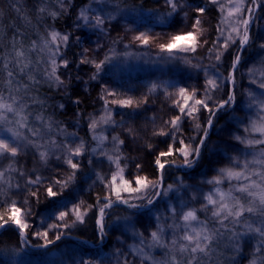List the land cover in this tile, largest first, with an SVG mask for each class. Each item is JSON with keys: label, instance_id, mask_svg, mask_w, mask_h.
Here are the masks:
<instances>
[{"label": "trees", "instance_id": "16d2710c", "mask_svg": "<svg viewBox=\"0 0 264 264\" xmlns=\"http://www.w3.org/2000/svg\"><path fill=\"white\" fill-rule=\"evenodd\" d=\"M184 2L190 7H186L184 11L173 18L167 15L170 8L164 3V0H70V3L69 0H0V69L5 62L4 57H7L9 61H14L15 52H23V63L27 64V68L23 72L19 67H16L15 63H9V69L17 74L14 80V86L20 89L17 95L22 96L28 102L25 112L31 111L30 122L33 123V126L43 127L42 122L35 119L38 113L44 115L46 119L50 117L53 122L52 129L43 128L42 135L33 137V139L39 144L54 140L57 145L74 141L69 145L72 148L83 141L86 146V151L76 158L80 161V169L75 182L64 190L63 197L58 198L59 202L57 203H53L52 199L47 197L45 189L50 183L54 184L57 179L63 183L72 171L63 159L57 158L62 147L49 144L46 148H41L40 151L49 152L46 160L41 159L39 152L35 149H30L26 150L24 157L18 156L13 162V167L18 171L8 172L6 179L0 181V189H3L0 191V204L7 201L10 206L11 201L14 200L17 206L20 205L23 212L27 210L30 213L27 216L29 228L25 229L24 240H21L15 225L0 229V264H52L53 260L56 261V264H62V262L66 264L69 256H65V253L78 258L83 257L86 260H95L96 264L105 261L112 262L116 259L120 260L118 264H121L123 258L117 255L120 252L116 248L118 241L115 233L123 230L124 227L123 225L119 228L116 227L113 221L117 217L127 215L131 210H125L124 206L120 205L108 210L110 219L106 218L107 235L105 243L101 246H99L94 215L97 211L95 207L98 203L97 197L103 198L107 194V191L104 192L100 188V183L93 184L94 180L100 181L97 179L96 171L101 176L109 175L108 168L103 167L105 159L100 160L103 154L98 147V141L94 139L96 133L90 128L91 119L102 111L103 106L110 110L112 119L116 123L112 124V130L107 133V139L102 147L107 146V151L111 152L112 137L118 136L120 140L124 141L120 145V164L121 167L127 165L124 168L125 178L132 180L139 171L140 175L155 181L159 173L154 160L160 151L166 150L167 144L162 141L168 138L153 135V131L159 130L164 121L169 120L174 113H177V109L173 106V100L178 99V96L175 95L178 87L199 89V94L203 96L206 80L217 76L220 80H224L231 71L233 58L239 54L242 59L238 70L234 73L239 110L233 113L231 109H228L218 113L214 119L209 142L222 140L227 131L248 135L243 132L245 125L242 124L237 128L232 117L244 118L245 124H247L249 116L251 118L256 116L255 110L246 108L247 93L252 91L257 97L264 98V89L259 88V83L264 81V63H261L264 61V50L258 46L259 42L264 40V0H257L255 5L251 4V0H242L243 11L234 13L233 16H229L228 13L234 7L235 0H215V2L212 0H184ZM249 6L256 9L249 27V35L254 37L256 42L240 48L237 33L231 32L232 21L237 17H246ZM198 7L205 8V13L202 15L195 13L194 9ZM85 9L88 10L87 14L93 18V25L95 24L94 17L97 15L104 18V25L101 28L92 25L77 27L78 17ZM185 12H187V16H185ZM196 18L201 20L199 27H195ZM161 19L165 22L160 23ZM23 21L32 22V24L22 26L21 22ZM80 23L83 25L82 21ZM238 27L242 32V26ZM218 28L224 29L223 34L218 31ZM53 31L69 36V43L61 44L59 55L56 56L58 64L62 63L61 57L70 63L69 68L61 67L57 71V75H60V79L67 86L66 89L58 88L55 85L49 87L45 75L46 70L50 71L49 58L57 49V45L51 43ZM142 32L149 34L147 45L135 40V36ZM184 32H193L196 36V51L183 53L174 50L171 55L180 59L171 60L169 53L160 51L159 44L167 43L172 34ZM229 33L235 40L234 42L230 41L229 47L225 50L222 45ZM77 37H79V41ZM87 37H93V39L90 41ZM45 42L48 43V52L44 51ZM184 43L181 42V45ZM85 49L89 51L85 52ZM217 50L223 53L219 62L215 59ZM105 54L113 58L112 62L105 67L100 78L91 79L96 69L91 63L80 64L81 56L84 55L90 60L99 61L104 59ZM185 60L189 63H185ZM192 65H196V67ZM61 73L63 74L61 75ZM0 76H6V73L0 72ZM248 76L255 81V84L246 82ZM153 83L160 84L161 87L155 92H149ZM165 84L177 87L165 89ZM246 84L250 86L247 85V87ZM0 88H3V85H0ZM106 88L119 95L106 97ZM166 92L172 95H166ZM225 93L226 89L221 88L216 92V97L227 99ZM3 94L8 95L6 88L3 89ZM144 97H147V102L142 103L135 110L122 108L118 103H112L113 100L118 101L126 98L140 100ZM31 98L45 101L42 113L40 105L33 104ZM76 100H79V104L74 102ZM60 105H64V107L61 109ZM207 119L208 113L201 112L200 122L206 124ZM128 127L135 130L134 135L129 134ZM182 129V133H177V145L181 135L185 140H189L198 134L193 122L188 118H185ZM221 129L225 131L222 132ZM258 136V133H251L249 138ZM241 147L243 149V146ZM261 148H264V145L243 149V152L247 155V159L251 160L254 154H259ZM57 151L59 153H56ZM8 163L7 160L0 162V171L7 168ZM97 163L101 166L100 168L96 166ZM137 163L142 166L139 170L136 168ZM177 163H182V158ZM54 166L57 168H53ZM251 167L257 166L252 165ZM187 171V169L183 170L175 165L168 167L164 186L172 184L175 177L183 175ZM205 173L207 178H211L215 173L210 171L207 153L192 174L185 176V180L191 184L196 181L202 191L207 193L213 186L200 184ZM38 176L40 177L39 184L30 185L27 183L29 180H35ZM55 187L59 190L60 185L57 184ZM219 187L225 192L229 189L222 185ZM31 191H36L38 195H30ZM171 195L174 196L170 193L169 197ZM190 198L191 193H188L185 199ZM25 199L28 200L27 205L24 204ZM168 199L164 198L158 209L165 216L170 214L162 208L165 204L162 202ZM81 201H84L85 206H94L88 209L87 222L85 224L77 222L75 226L69 228L63 227L56 216L60 211L65 210L64 205H67V208L71 210L73 204H79ZM174 205L179 207L177 204ZM191 206L199 209L200 203L192 202ZM5 210L6 208L0 207V212ZM155 215L154 212L153 229ZM205 216V213H199L201 220H204ZM21 219H24V213L21 215ZM72 220H75V216ZM137 221L142 228L143 224L147 223V218L139 216ZM167 223L170 224L172 221L169 219ZM47 224H61L59 228H51L50 234L56 235L60 232L63 233L62 236L74 237L83 242L63 239L49 248H29L25 241L32 247L44 244L41 241L43 238L34 239L33 232L35 227L42 230ZM164 236L165 243H170L171 230H167ZM131 242L132 246L135 245L132 239ZM228 243L226 235L217 249L218 253L223 251L225 257L232 254V250L225 247ZM254 243L255 241H252L248 244L251 247L250 250L242 247L241 254L236 257L238 264H249ZM139 247L137 246V248ZM62 249L65 253L60 252ZM145 251L150 252L151 257L156 260H163L165 252L168 250L160 247L151 249L146 247ZM136 259L138 262L127 263L152 264L151 259L143 260L140 256H136Z\"/></svg>", "mask_w": 264, "mask_h": 264}, {"label": "snow or ice", "instance_id": "6c2138e0", "mask_svg": "<svg viewBox=\"0 0 264 264\" xmlns=\"http://www.w3.org/2000/svg\"><path fill=\"white\" fill-rule=\"evenodd\" d=\"M212 2H215V0H212ZM164 3L170 8L167 15L173 18L178 16L181 11H184L186 7H190L185 4L184 0H164ZM256 3L257 0H251L252 5ZM241 5L242 0H235L234 7L229 11L228 15L233 16L234 13L242 12ZM87 11V9L81 11L77 27L92 25L93 27L101 28L105 22L104 18L99 15L95 16V24L93 25V18L87 14ZM194 11L198 15H202L206 10L205 8L198 7ZM254 12L255 9L249 6L246 17H237L232 21L231 32L237 33L240 48L256 42L255 38L249 35V27ZM185 16H187V12H185ZM81 21L83 25H81ZM164 22L163 19L160 20V23ZM200 25L201 20L196 18L195 27H199ZM238 26H242V32ZM218 31L223 34L224 29L218 28ZM148 37L149 34L142 32L138 36H135V40L147 45L149 42ZM51 38V43L56 44L57 49L49 58L50 71L46 70L45 72L47 82L49 83V87L55 85L58 88L66 89L67 86L60 79V75H57V71L61 67L69 68L70 63L67 59L61 57L62 63L58 64L56 56L59 55L60 45H67L69 43V36L53 31ZM77 40L79 41V37H77ZM234 40L235 38L229 33L222 47L227 50L229 42H234ZM181 42L185 43L181 45ZM195 45L196 36L194 33L184 32L172 34L167 43L159 44V48L161 52L169 53L171 60H177L180 58L171 55L174 50L183 53L189 51L195 52ZM258 46L261 50H264V40H261ZM44 47H48L47 42H45ZM84 51L87 52L89 50L85 49ZM222 55L223 53L217 50L215 55L217 62L221 60ZM23 56V52L16 51L14 61H9L7 57H4L5 62L2 69H0V72L6 73V76H0V85H3V88H0V162L9 161L7 168L0 171V181L6 179L8 172L18 171V169L13 167V162L19 155L24 154L26 150L35 149L39 152L41 159L46 160L49 152L40 151L41 148H46L49 144L62 147L63 155L57 158L63 159L72 171L63 183L57 179L54 184L50 183L45 189L47 197L51 198L53 203H57L59 202L58 198L63 197L64 190L75 182L78 170L80 169V161L76 158L86 151V146L83 141L75 148H72L69 145L74 143V141H70L64 145H57L54 140H48L45 144H39L33 139V137H40L42 135L43 128L52 129L53 122L50 117L46 119L44 115L38 113L35 119L41 121L43 127L33 126V123L30 122L31 111L25 112V109L28 108V102L22 96L17 95L20 92V89L14 86L17 74L9 69V63H15L16 67H19L20 71L23 72L27 68V64L23 63ZM112 59L107 54H105L103 60L99 61L90 60L87 56L82 55L79 63H91L94 65L96 71L93 73L91 79L95 80L100 78V74L104 72L105 67L112 62ZM241 59L242 57L239 54L235 55L231 64V71L224 80H220L218 76L216 78H208L203 87V96L199 94V89H189L185 86L178 87L175 93L178 99L173 100V106L177 109V113H174L169 120L164 121L159 130L153 131V135L168 138L162 141V143L167 144L166 150L160 151L154 160L159 173L155 181L150 180L147 176L140 175L139 171L134 177V182L125 178L124 168L127 165L121 167L120 164V145L124 141L120 140L118 136H113L112 151L105 152L102 148L105 138L103 136L94 137L97 139L98 147L101 148V152L107 158L109 164H115L118 169V172H114L111 175L110 182L107 177L101 176L100 173L96 174L97 179L107 189V194L103 198L97 197L98 203L95 206L97 211L94 213L100 242H103L107 235L108 225L106 218L110 219L108 210L114 208L116 205H124L125 210L131 211H128L127 215L117 217L113 221V224L118 228L123 225L125 229H132V235L139 240L140 244L139 248L133 247L131 249L132 254L140 256L143 260L151 259L152 264H238L236 257L241 254L242 247L250 244L252 241H255V243L252 245V258L249 260V264H264V148H261L259 155L254 156L251 160L247 158L241 159L244 155L243 149L256 145H264V98L257 97L252 91H249L247 93L246 108L255 110V118L249 116L248 123L245 124L244 118L238 116L232 117L237 128L242 124L245 125L243 132L248 135H240L227 131L225 138L222 140L213 143L209 142L210 132L214 127V119L218 113L228 109H231L233 113L239 110L234 73L238 70ZM185 63H189V61L185 60ZM261 63H264V61H261ZM192 66L196 67V65ZM160 87V84L153 83L149 88V92H155ZM164 87L167 89L168 87L176 88L177 86L165 84ZM4 88L8 91L7 96L3 94ZM221 88L226 89L225 94L227 99H218L216 97V92ZM259 88L264 89V81L259 83ZM105 92L108 96L119 95L107 88ZM166 95L172 94L166 92ZM31 100L33 104L40 105L42 113L45 101L42 99L37 100L36 98H31ZM74 102L79 104V100ZM146 102L147 97L140 100L126 98L112 101L114 104L118 103L122 108L133 110ZM105 103L107 104L108 101L106 100ZM59 107L62 109L64 105H60ZM205 111L208 113V119L206 124H202L200 122V113ZM185 118L193 122L198 134L189 140H185L181 135L177 145V133H182V125L185 122ZM102 122L110 125L116 123L112 119L110 110L106 109V115L102 118ZM99 123L101 121L93 120L90 128L95 131ZM127 130L129 134H135L133 128L128 127ZM220 131L223 132L225 130L221 129ZM251 133H258L259 136L257 138H249ZM241 146H243V149ZM205 153H207L209 167L215 172L211 178H207V174L205 173L200 180V184L213 186L207 193H204L201 188L187 183L185 180V176H190L200 165L205 157ZM229 153H234V155H229ZM169 157L174 158L169 160L167 159ZM180 158H182V163H177ZM172 165H175L177 168L187 169L188 171L183 175L175 177L173 183L165 187V174L168 167ZM252 165H256L257 167L253 168L251 167ZM141 167L139 163L136 164L137 170L141 169ZM225 180L229 183L227 192L221 190L219 187ZM27 183L30 185L39 184L40 177L38 176L35 180H29ZM57 184L60 185L59 190L55 187ZM9 186H11L10 183ZM0 191H3V189H0ZM170 193L174 194L180 203L179 207H177L169 202L165 211L170 215L165 216L158 209L161 201L164 198H169ZM188 193H191V198L185 199ZM30 195L37 196L38 193L31 191ZM136 201H139V203ZM192 202H199L200 208L197 209L191 206ZM24 204H28L27 199H25ZM0 207L6 208L4 212H0V229L15 225L20 233L21 240H23L25 238V229L29 228L27 216L30 213L25 210L24 219H21L22 209L20 206H17L14 200L11 201L10 206H8L6 201L0 204ZM82 207H84V201H81L79 204H73L71 210L67 208V205H64L65 210L60 211L56 219L65 228L73 227L77 222L85 224L87 222L88 209L94 206L88 205L87 209L83 212L81 211ZM154 212L156 215L154 217L155 227L153 229ZM200 212L206 214L204 220L200 219ZM73 215L75 216V220H72ZM139 216L147 218L144 231L136 229V222ZM169 219L172 221L170 224L167 223ZM69 220H72L71 224L68 223ZM49 227L59 228L61 224H52ZM167 230H171L172 232L170 243H165L164 234ZM36 235L45 240L44 244L37 245V247L47 248L55 240H60L63 233L58 232L55 240L49 237L48 231L37 232ZM226 235L229 243L225 247L232 250V254L227 257H225L223 251L217 252L220 242ZM146 247L149 249L160 247L168 251L165 252L163 260H156L154 257H151L150 252L145 251ZM52 264H56V261L53 260ZM77 264H89V261L81 257ZM125 264H127V260H125Z\"/></svg>", "mask_w": 264, "mask_h": 264}, {"label": "rangeland", "instance_id": "374dc122", "mask_svg": "<svg viewBox=\"0 0 264 264\" xmlns=\"http://www.w3.org/2000/svg\"><path fill=\"white\" fill-rule=\"evenodd\" d=\"M39 16V15H38ZM37 16V17H38ZM32 24V22H30V23H27L26 21H23V22H21V25L22 26H26V25H31ZM87 39L88 40H92L93 39V37H87ZM89 41V42H90ZM89 42H87L88 44H89ZM44 51L45 52H48L49 51V49L48 48H45L44 47ZM83 51V50H82ZM246 82L247 83H253V80H252V78H250L249 76L247 77V80H246ZM253 84H255V83H253ZM248 84H246V86H247ZM248 86H250V85H248ZM247 86V87H248ZM106 97H110V96H108L107 94H106ZM106 109L108 110V108H106L105 106H103L102 107V111L101 112H99V114L98 115H96L95 117H93L92 119H91V122L93 121V120H96V121H101V123H99V125L96 127V129H95V136L94 137H100V136H105L104 138L105 139H107V133H110V131L112 130V125H110V124H105V123H103L102 122V118L103 117H105V115H106ZM95 139V138H94ZM104 139V142L103 143H105V140ZM95 140H97V139H95ZM103 146V145H102ZM103 148V150L105 151V152H108L107 151V146H104V147H102ZM101 149V148H100ZM101 152V151H100ZM26 153V152H25ZM21 154V155H19L20 157H24L26 154ZM56 153H59L58 151L56 152ZM63 155V149L62 150H60V153L58 154V156H62ZM229 155H232V153H229ZM234 155V154H233ZM259 154H254V156H258ZM253 156V157H254ZM103 157V158H102ZM244 158H247V155H243L242 157H241V159H244ZM101 159H105V161L103 162L104 163V165H103V167L105 166V167H107L108 168V174L109 175H107L106 177H107V179L109 180V182H110V180H111V175L114 173V172H118L117 170V168H116V165L115 164H109V161L107 160V158L104 156V155H102L101 156V158H100V160ZM102 163V162H101ZM96 166H98L99 168L101 167L98 163L96 164ZM220 166H223V165H220ZM104 167V168H105ZM53 168H57L56 166H54ZM181 169H183V168H181ZM184 170V169H183ZM213 171V173H214V170L212 169V168H210V171ZM96 173H98V171H96ZM106 173V174H107ZM147 174V173H146ZM215 174V173H214ZM135 176V175H134ZM131 178V177H130ZM131 180V179H130ZM133 180V182H134V179H132ZM94 183H100V188H102L103 189V191L104 192H106L107 191V189L105 188V185L103 184V183H101L100 181L98 182V181H95L94 180V182H93V184ZM190 183V182H189ZM193 184L192 185H195V186H197V187H199L198 186V183L196 182V181H194V182H192ZM191 184V183H190ZM222 186H225V187H229V183H228V181L227 180H225L224 181V183L223 184H221ZM200 188V187H199ZM107 193V192H106ZM123 195H127V194H123ZM168 199V198H167ZM136 202H138V201H136ZM169 202H171L173 205L174 204H177L178 206H179V199H177L175 196H173V195H171L170 197H169V199L167 200V201H164V202H162V203H165L163 206H162V208L165 210V208L167 207V205H168V203ZM86 204L84 203V207H82V209H81V211L83 212V211H85L86 209H87V206H85ZM20 206V205H19ZM120 206H124V205H120ZM165 206V207H164ZM160 208V207H159ZM72 209V208H71ZM24 212L23 211H21V215L23 214ZM73 217H74V215L72 216V219H73ZM70 222V220L68 221V223ZM146 223H144L143 224V227L141 228L140 227V224H139V222L137 221L136 222V229L138 230V231H144V225H145ZM50 226V224H47L46 226H44L43 227V229L41 230V228H39V227H35V230H34V232H33V235H34V239H40V238H42V237H39V236H37L36 235V233L37 232H45V231H48V232H50L51 230V228L49 227ZM142 226V225H141ZM50 234V233H49ZM116 234V238H117V246H116V248L117 249H119V254H117V255H120V256H122V262H121V264H125V260H127V262L128 263H134V262H138L137 261V259H136V255H133L132 254V252H131V249L133 248V247H139L140 246V244H139V240L138 239H136L133 235H132V229L131 228H128V229H125V228H123V230H121V231H118V232H116L115 233ZM146 235H147V233H146ZM55 234H50L49 235V237L51 238V239H53V240H55ZM131 239L133 240V242H134V244L135 245H133L132 246V242H131ZM105 240H106V238L103 240V242H100V240H99V246H101V245H103L104 243H105ZM41 241H43L44 243H45V240L44 239H42ZM74 242H78V241H74ZM79 243H80V241H79ZM245 248H248L249 250H250V246L249 245H245L244 246ZM60 252H64L65 253V251H64V249H62V250H60ZM122 253V254H121ZM65 256H69V257H67V263L66 264H77V262L80 260V258H78L77 256L76 257H74V256H70L68 253L66 254H64ZM88 261H89V264H96L97 263V261H93L92 259H88ZM120 260H118L117 261V259L116 260H113L112 262H110V261H105L104 263H100V264H118V262H119ZM134 261V262H133ZM120 263V262H119ZM127 263V264H128ZM136 264V263H135Z\"/></svg>", "mask_w": 264, "mask_h": 264}, {"label": "water", "instance_id": "95a60500", "mask_svg": "<svg viewBox=\"0 0 264 264\" xmlns=\"http://www.w3.org/2000/svg\"><path fill=\"white\" fill-rule=\"evenodd\" d=\"M255 11H256V9H255ZM116 206H117V205H116ZM63 239H65V240H71V241H78V242L80 241V242H83V241H81V240H79V239H77V238H74V237H70V236H62L60 240H56L53 244H49L47 248L54 246L55 244H57L59 241H61V240H63ZM23 240H24V239H23ZM25 243H26V245H27L29 248H31V249H45V248H42V247H32V246H30L26 241H25ZM89 245H90V246H93V245H91V244H89Z\"/></svg>", "mask_w": 264, "mask_h": 264}, {"label": "bare ground", "instance_id": "6f19581e", "mask_svg": "<svg viewBox=\"0 0 264 264\" xmlns=\"http://www.w3.org/2000/svg\"><path fill=\"white\" fill-rule=\"evenodd\" d=\"M91 247H93V246H91Z\"/></svg>", "mask_w": 264, "mask_h": 264}]
</instances>
